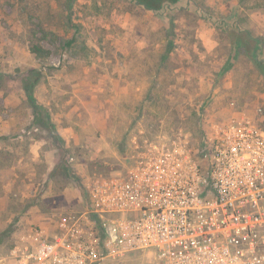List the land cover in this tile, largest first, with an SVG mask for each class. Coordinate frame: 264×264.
<instances>
[{
  "label": "rangeland",
  "instance_id": "374dc122",
  "mask_svg": "<svg viewBox=\"0 0 264 264\" xmlns=\"http://www.w3.org/2000/svg\"><path fill=\"white\" fill-rule=\"evenodd\" d=\"M157 7L0 0V264L33 236L53 240L61 217L100 225L90 190L126 171L135 141L264 127V0ZM143 263L135 251L96 264Z\"/></svg>",
  "mask_w": 264,
  "mask_h": 264
},
{
  "label": "built area",
  "instance_id": "2783aa9c",
  "mask_svg": "<svg viewBox=\"0 0 264 264\" xmlns=\"http://www.w3.org/2000/svg\"><path fill=\"white\" fill-rule=\"evenodd\" d=\"M90 203L100 225L61 217L53 240L40 234L13 251L16 264H96L135 251L143 264H264V127L232 120L195 145L151 146L94 185Z\"/></svg>",
  "mask_w": 264,
  "mask_h": 264
},
{
  "label": "flooded vegetation",
  "instance_id": "af4514ba",
  "mask_svg": "<svg viewBox=\"0 0 264 264\" xmlns=\"http://www.w3.org/2000/svg\"><path fill=\"white\" fill-rule=\"evenodd\" d=\"M169 141L171 140H169L167 137H145L141 140L135 141L136 143L132 148L130 156H128L129 164L126 166L125 170H128L131 166H133L137 161L138 156L141 153H145L151 146H161Z\"/></svg>",
  "mask_w": 264,
  "mask_h": 264
},
{
  "label": "trees",
  "instance_id": "16d2710c",
  "mask_svg": "<svg viewBox=\"0 0 264 264\" xmlns=\"http://www.w3.org/2000/svg\"><path fill=\"white\" fill-rule=\"evenodd\" d=\"M137 1L140 2V3H142V4H145V6H148V8H155V9L159 8V7H157L158 4H161L162 5L164 2H167V0H151V1H156L157 3L150 4L153 7H149V3L147 2V0H137ZM236 36H237V38H239L238 39V47H241L244 44V41L241 39L242 37L240 36V33L237 34ZM39 80H40V77H36L34 79V81H31L30 80L27 83V85H26V89H27V91H28L31 99H34V96H33L34 95V90H35V87L38 84ZM202 139H204V137H202Z\"/></svg>",
  "mask_w": 264,
  "mask_h": 264
}]
</instances>
